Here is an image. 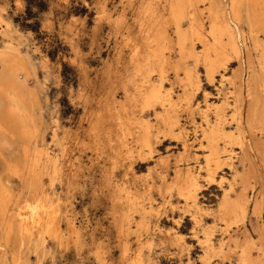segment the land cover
I'll list each match as a JSON object with an SVG mask.
<instances>
[{
    "label": "rangeland",
    "instance_id": "rangeland-1",
    "mask_svg": "<svg viewBox=\"0 0 264 264\" xmlns=\"http://www.w3.org/2000/svg\"><path fill=\"white\" fill-rule=\"evenodd\" d=\"M87 1L0 0V50L4 48V35L10 25L9 34L15 40L13 47L17 49V60L31 64L26 70H18L16 66L15 69L21 80L37 93L38 112L34 126L27 133L25 146L31 154L30 159L34 157L33 152L41 148H48L57 159L56 165L48 164L51 174L42 177L41 196L57 199L62 227L71 236L66 248L48 247L49 255L44 264L129 263L130 260L123 256L124 248L127 247L129 257H134L139 240L144 242L148 233L135 229L121 232L119 217L127 215L128 202L126 194L119 192L120 188L129 189L146 199L143 202L146 208L155 210L150 216L154 246L149 264H239L244 249L251 264H264L262 87L257 81H252L250 87L254 99L248 98L246 102L242 99L239 90L245 70L234 56L227 57L229 60L226 61V50L221 60L227 69L224 72L219 67L214 81H211L204 60L197 61L193 57V45L200 48V42L196 40L193 44L189 40L185 48L189 54L187 51L182 54L176 45L175 26L171 22L162 24L166 35L175 43L171 50H166L171 58L164 87L173 89L175 100L182 99L184 89L190 94V100L178 101L176 108L185 138L158 133L156 128L161 125L156 124L153 110H145L142 114L152 125V150L141 158L135 151L137 147H134L135 153L127 159L121 143L116 101L122 99L123 83L132 71L131 46L125 44V39L129 35L130 39L135 38L136 24L130 15L121 19L117 14L122 11L126 0L112 1L109 9L113 18L110 22L100 13L96 0ZM206 3L198 4L196 13V18L202 22L203 35L210 30V4ZM182 25L186 29L188 22L184 21ZM208 38L212 41L211 36ZM247 42L246 79L252 76V68L257 75L259 73L264 35L256 43ZM180 62L182 66L175 72L174 67ZM186 70H190L194 80L199 81V91L195 92L196 87L185 80ZM222 75L227 81L221 93L227 94V88L233 87L232 83L236 88L227 111V131L236 127L230 121L234 111L232 105L247 103L245 120L253 147L245 146L246 150L241 153L239 146L233 145L237 153L233 160L234 168L223 166L216 181L210 182L204 169L208 149L201 142L200 126L204 120L198 109H204V92L209 95L211 103L222 102L223 96L219 93ZM153 78L155 81L158 79L157 76ZM228 81L231 85L227 84ZM254 110L262 123L256 120L250 126L248 116ZM130 139L131 146L135 145L132 144L134 139ZM183 140L190 144V151H184ZM12 148L3 150V153L0 151V187L5 191L8 189L9 197L16 202L24 188L22 178L25 175L29 179V165L24 164L27 161L25 147L15 145ZM179 169H191L200 175L196 203L187 201L176 190L169 192ZM55 170L58 174L53 177ZM164 172L166 177L161 176ZM162 178H166V183H162ZM238 203L247 205L244 219L234 206ZM224 204L228 207L221 209ZM13 213L11 206L7 216ZM195 217L199 224H196ZM70 219L75 228L73 232L67 225ZM139 219L135 214L133 228ZM205 232L210 234L212 245L216 247L209 262L205 261L201 244ZM140 234L141 238L138 237ZM29 258L30 264L38 263L35 256L30 255Z\"/></svg>",
    "mask_w": 264,
    "mask_h": 264
},
{
    "label": "bare ground",
    "instance_id": "bare-ground-1",
    "mask_svg": "<svg viewBox=\"0 0 264 264\" xmlns=\"http://www.w3.org/2000/svg\"><path fill=\"white\" fill-rule=\"evenodd\" d=\"M112 1L96 0L99 10H101L100 13L109 22L113 18L109 9ZM83 2L87 3L88 1L83 0ZM206 2L210 4L208 8L210 30L207 35H203L201 30L202 22L196 18V13L198 4H205ZM117 14H119L118 16L121 19L130 15L136 24L135 38L130 39V35L127 40L124 38L125 44L131 46L130 65L132 71L131 74H128V80L123 83L124 91L122 99L119 102L116 101L118 103L116 109L119 108L117 119L120 121L119 125L122 133L121 143L123 148H125V157L127 159L130 156L132 157L135 151L142 158L143 155L149 154L152 150V125L145 120L142 114L145 110H153L156 124L161 125L156 128L158 133L166 135L176 134L180 138H185V131L178 121L176 108L178 101L182 99L190 100V94L184 89L182 99L175 100L173 89L164 87V83L167 80V66L171 58L166 50H171L175 46L173 40L170 39L171 37L169 36V38L166 35L167 32L163 27L164 23L171 22L175 26L174 32L177 34L176 45L182 54H185V51H187L185 48L189 40H192L193 44L196 40L200 42V48L195 44H191L193 45L192 50L195 54L193 57L197 61L201 58L204 60L208 79L214 81L219 67L224 72L227 69L224 60H221L225 55L224 50H226V61L229 60H227V57L234 56L239 60L242 69L245 70L241 84L239 83V92L241 91L242 99L245 102L248 98L254 99V94L250 87L252 81H257L264 91V53L261 54L259 59L260 70L258 71V75L252 68V71H250L252 72V76H249L247 79V60L245 59V54L248 52L247 41L256 43L255 41L261 35H264V1L126 0L122 11L117 12ZM184 21L188 22L186 29L182 25ZM10 32L11 26L8 25L4 35L6 37L3 43L4 48L0 50V151L2 153L3 150L9 151L15 145L25 147L24 155L27 161L24 164L27 163L29 165V172L27 171L29 179L25 175L22 178L24 180V188L16 202H13L12 197H9L8 189L6 192L4 188L0 187V264H30V255L38 259L37 264H44V260L49 255L48 247L66 248L70 244L71 236L62 227L57 199L52 196L49 198L41 196L43 187L42 177L51 174L47 168L49 167L48 164L56 162L57 159L52 156V151L48 148L36 150L33 152L34 157L31 159L29 157L31 154L27 151V133L34 126V118L38 112L37 93L30 89L25 81L21 80L15 69L16 66L18 70H26L31 64L28 65L22 59L17 60V49L13 47L15 40L9 34ZM209 36H211L212 41L208 38ZM190 52L192 54V51ZM186 57L185 59L188 58ZM181 66V62L175 65V72ZM185 74V80L188 84H192L194 88L196 87L195 92L199 91V81L197 79L194 80L192 72L186 70ZM154 76L158 77L156 81L153 78ZM225 80L226 76L222 75L219 93L223 92L222 88L225 87ZM229 83L230 81L227 84ZM232 85V88H227V94L221 93L223 98L220 104L211 103L209 95L204 92V109H198L201 112V118L204 120L200 126L202 128L201 142L208 149L204 169L210 182L216 181L219 169L223 166L233 167L234 156L237 154L236 150H234L235 148L232 147L233 145L239 146L238 148L241 153H244L246 150L245 146L249 149L253 147L250 144L247 129L248 124L247 120H245L247 110V106L245 105L247 103H234L232 105L234 111L230 117V121L234 122L236 127L234 130L227 131L225 126V123L228 122L226 116L227 111L230 110L229 103L233 99L232 97L235 95L236 90L235 85L233 83ZM251 102H248L249 105ZM138 107H140V111H138ZM256 113L257 111L254 110L248 116L250 126H252L251 122L256 120L262 123V119L260 117L257 118ZM64 135H66L65 132ZM130 137L134 139L132 144L135 143V145L133 146H131ZM182 144L185 152L191 150V146L187 140H183ZM134 147H137V150L134 151ZM23 159L25 161V158ZM57 174V170H55L53 177H56ZM165 175L166 172L161 174V176L166 177L167 175ZM161 180L162 183H166V178H162ZM199 189L200 175L191 169L186 171L179 169L175 173L174 183L169 192L176 190L187 201L196 203V194ZM119 192L126 194L128 202L127 215L125 213L119 217L121 232H130L135 229V231L140 233H148V238L144 242L139 240L140 245L134 257H129L127 247L124 248L123 256L126 260H130L127 264H149L154 246V238L150 234V216H152L155 210L151 207L146 208V204H144L146 199L133 194L129 189L127 191L120 188ZM225 201L227 203L228 199ZM228 205L224 204V207L221 209H225ZM11 206L14 213L8 217L7 214ZM234 206L238 209L241 219H244L248 211L246 203H238ZM135 214H138L140 219L136 223V228H133ZM194 219L196 224H199L197 217ZM67 225L70 231L73 232L75 228L72 219L68 221ZM175 235L177 236V234ZM138 237L141 238L142 235L140 234ZM201 244L204 246L205 261L209 262L210 255L216 250V247L212 245L208 232H205V237ZM245 252L246 250L244 249L239 264H251L250 258H247Z\"/></svg>",
    "mask_w": 264,
    "mask_h": 264
}]
</instances>
